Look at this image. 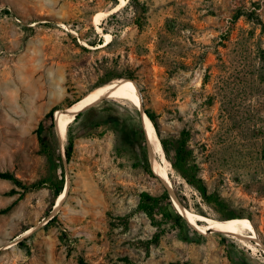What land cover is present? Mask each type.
Returning a JSON list of instances; mask_svg holds the SVG:
<instances>
[{"label":"rangeland","instance_id":"374dc122","mask_svg":"<svg viewBox=\"0 0 264 264\" xmlns=\"http://www.w3.org/2000/svg\"><path fill=\"white\" fill-rule=\"evenodd\" d=\"M120 1L0 0V172L42 181L21 195L0 178V211L8 208L0 212V264H264L253 240L246 246L190 224L198 237L174 222V198L150 165L149 153L157 154L147 134L142 153L122 125L142 124L140 104L128 97L94 102L95 117L117 121L87 128L93 116L85 114L67 126L73 153L51 205L61 169L39 152L38 123L51 108L66 111L125 79L142 109L155 113L159 140L189 131L199 173L222 199L205 203L173 168L170 147L163 151L180 207L215 220L241 217L264 244V59L256 56L264 0H125L114 11ZM102 33L110 34L105 46ZM165 191L171 205L162 197L144 209L141 194ZM56 214L58 223L46 224Z\"/></svg>","mask_w":264,"mask_h":264},{"label":"trees","instance_id":"16d2710c","mask_svg":"<svg viewBox=\"0 0 264 264\" xmlns=\"http://www.w3.org/2000/svg\"><path fill=\"white\" fill-rule=\"evenodd\" d=\"M145 10V8H143ZM8 13V12H6ZM240 13L238 12L235 16H233V20H235ZM93 45V44H92ZM256 56L258 59H264V49L263 48H257ZM122 75H116L114 77H121ZM127 78L129 80H133L132 75H128ZM81 98V97H80ZM79 99V98H78ZM99 102V101H98ZM98 102H96L98 104ZM96 103L85 107L83 111H80L75 114L73 118V122H76L81 116L85 114H92V120L87 121L86 127H98L102 124L103 121L108 123V117L111 116V118H114L116 116L108 115L105 116V118H101L102 116L95 117L94 115L98 112L99 106L95 105ZM107 103V100L103 99L102 104ZM72 104V103H71ZM94 105V106H93ZM92 106V107H91ZM91 107V108H90ZM107 107V106H106ZM88 108V109H87ZM58 109V107L51 108L40 120L38 123V126L36 128V137L39 142V152L46 155L48 158L52 159L54 161L55 166L58 165V167L61 169V176L60 178L54 183V191H53V197L51 200V205L54 204V200L57 198V196L62 192L64 188V179H63V171H64V158L68 162L72 156L73 153V135L71 134L70 126L67 127L66 131V137H65V145L63 147L60 146L59 140L55 131V125H54V111ZM144 112L146 116L151 120L153 123L156 132L158 134V123L156 120V115L154 112L144 109ZM137 116L141 122V116L138 113V110H136ZM113 121H117L116 118H114ZM126 122V120H125ZM123 126L126 128V135L129 138H138L140 143V150L142 153H145V147H146V138L145 133L142 124H139V127L137 129H134L133 127H130L129 124L122 123ZM140 134V137H138ZM190 137L189 131L185 130L182 131L175 139L174 141H166L162 138L160 139V143L162 145V148L165 152L169 153L170 147L173 151V155L171 156V164L173 168L179 173V175L188 183L190 186H192L200 195V197L203 199V201L209 205H219L222 203V199L216 192H210L204 179L200 175V166L198 162H196V158L194 155V152L192 148L188 146V140ZM143 167H148V157H145V164ZM0 178L2 179H8L12 181L15 185L19 186L22 189L21 195L24 194V192L39 188L42 185V181L38 182H32L29 184H23L19 178H17L15 175H13L10 172H0ZM14 191V190H12ZM162 197L166 200L168 205H171L170 197L168 196V193L165 191L164 194L161 196H150L146 193L141 194V198L144 203V209L150 208L148 207L147 203L150 202L151 206H159V202L162 199ZM181 203L186 205L183 201L184 198L182 196H177ZM178 200V201H179ZM179 202V203H180ZM180 203V204H181ZM170 207V208H169ZM168 207V213L171 216V218L174 220L175 223H177L179 226H187L191 229V231L196 234L198 237H203V235L199 234L192 228L190 223L185 219V217L173 208V206ZM176 208V207H175ZM8 208L1 210L0 212H5ZM234 219H241L240 218H227L224 220H234ZM57 222V214L49 218L46 222V224ZM188 222V223H187ZM199 223V222H198ZM189 224V225H188ZM200 224V223H199ZM28 229V228H27ZM62 232L59 235L60 240H65L67 237V231L62 228ZM223 236V235H222ZM223 242H228L226 238L223 236ZM20 243V242H19ZM79 264H83V261L80 259ZM174 264V263H169Z\"/></svg>","mask_w":264,"mask_h":264},{"label":"bare ground","instance_id":"6f19581e","mask_svg":"<svg viewBox=\"0 0 264 264\" xmlns=\"http://www.w3.org/2000/svg\"><path fill=\"white\" fill-rule=\"evenodd\" d=\"M124 4H125V0H121L120 3H118L113 7V10L115 11V9L123 6ZM104 14H105L104 12H100L95 15L94 22H96L95 23L96 26H98L99 21L101 20ZM102 36L105 37V42L104 44L101 45L105 46L109 42L110 34L102 33ZM103 96H109L116 99L121 97H128L137 104H140V101L137 99L136 96L135 88L131 84H129L125 79H117L110 83H106L104 85L98 86L92 89L90 92H88L85 96L80 98L79 101L76 102L70 109L66 111L54 112L53 118H54L55 131L58 137L60 138V140L62 141V143H64L65 141L67 126L73 121L75 114L80 111H83L84 110L83 108L93 104ZM142 125L147 134L151 148L153 147L154 152L157 154L156 157L153 156L152 153H150V158H149L150 165L153 171H155V173L165 182V184L167 183L169 187L167 185L166 186L171 192L170 195L171 197L174 198V200L171 198L173 200L174 206L189 221V223L195 229L201 232L202 231L220 232L239 240L240 242L244 243L246 246H253L252 243L253 240L255 242L254 245L260 248L264 252V244L260 241L256 232L254 231V229L252 228L249 222L243 219L215 220L213 218L192 212L187 209L184 210L180 207L181 204L179 205L176 197L174 196V194L170 189L171 188L170 179H169L170 163L168 162V160L164 155V151L160 143L159 137L157 135L156 129L153 123L151 122V120L147 116L143 117ZM61 197L62 196L60 195L58 199H60ZM198 221L201 222V224H198Z\"/></svg>","mask_w":264,"mask_h":264},{"label":"water","instance_id":"95a60500","mask_svg":"<svg viewBox=\"0 0 264 264\" xmlns=\"http://www.w3.org/2000/svg\"><path fill=\"white\" fill-rule=\"evenodd\" d=\"M139 113H140V116H141V120H143V117L146 116V114H145L144 110L142 109L141 101H140V106H139ZM143 129H144V127H143ZM145 135H146V132H145ZM57 137H58V135H57ZM146 137H147V135H146ZM58 140H59L60 146H62V141L60 140L59 137H58ZM149 158H150V153H149ZM149 161H150V159H149ZM64 162H66L65 158H64Z\"/></svg>","mask_w":264,"mask_h":264}]
</instances>
